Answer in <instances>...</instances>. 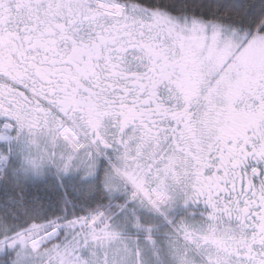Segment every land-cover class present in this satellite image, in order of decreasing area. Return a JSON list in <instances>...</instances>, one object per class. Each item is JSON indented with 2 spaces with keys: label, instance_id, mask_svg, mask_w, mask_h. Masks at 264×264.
<instances>
[{
  "label": "snow or ice",
  "instance_id": "obj_1",
  "mask_svg": "<svg viewBox=\"0 0 264 264\" xmlns=\"http://www.w3.org/2000/svg\"><path fill=\"white\" fill-rule=\"evenodd\" d=\"M0 264H264V0H0Z\"/></svg>",
  "mask_w": 264,
  "mask_h": 264
}]
</instances>
